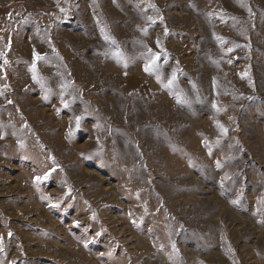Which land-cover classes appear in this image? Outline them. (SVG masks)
I'll use <instances>...</instances> for the list:
<instances>
[{
  "label": "rangeland",
  "instance_id": "374dc122",
  "mask_svg": "<svg viewBox=\"0 0 264 264\" xmlns=\"http://www.w3.org/2000/svg\"><path fill=\"white\" fill-rule=\"evenodd\" d=\"M0 53V264H264V0H0Z\"/></svg>",
  "mask_w": 264,
  "mask_h": 264
},
{
  "label": "snow or ice",
  "instance_id": "6c2138e0",
  "mask_svg": "<svg viewBox=\"0 0 264 264\" xmlns=\"http://www.w3.org/2000/svg\"><path fill=\"white\" fill-rule=\"evenodd\" d=\"M0 55H3L2 53H0ZM34 59H40L39 56H37L35 53H34ZM152 63L154 64L155 63V58L153 59ZM35 70V65H33V71ZM151 68L150 66H146L145 67V71H150ZM175 79V73H173V80ZM171 83V81L169 82ZM215 106V105H214ZM65 107H67V105H65ZM80 117H76V121H77V127L79 126V121H80ZM71 131L69 132V136H71ZM48 177V174L46 173L44 176L42 177H36V182L39 183L41 180H44V179H47ZM233 203H236L235 201ZM9 236H11V233H9ZM0 251H3V240L2 238H0ZM12 264H15V262H12Z\"/></svg>",
  "mask_w": 264,
  "mask_h": 264
}]
</instances>
